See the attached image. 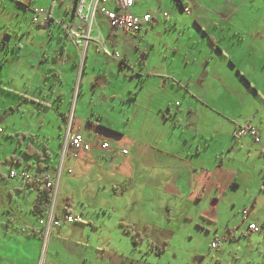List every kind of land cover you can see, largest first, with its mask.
Segmentation results:
<instances>
[{
  "label": "crops",
  "instance_id": "obj_1",
  "mask_svg": "<svg viewBox=\"0 0 264 264\" xmlns=\"http://www.w3.org/2000/svg\"><path fill=\"white\" fill-rule=\"evenodd\" d=\"M84 1L88 3L91 0ZM117 1L97 2L95 20L89 30L87 26L82 27L75 13L79 0H0V90L11 95L2 103L4 111L13 112L22 108L20 98L23 101L37 100L38 105L46 110H58L60 105L56 97H62V75H76L77 66L83 62V58L86 61L89 50H93L89 49L92 42L96 44V49L90 52V56L102 52L96 38L104 43L106 49V43L111 44L114 40L120 42L116 39L127 40L130 37L133 45L143 44V54L147 52L146 56L154 62L166 59V55L156 50L158 46L155 42L136 40L139 33L147 32L152 25L144 26L135 34H125L109 26L99 9L115 11ZM155 1L134 0L128 12L136 11L133 14L136 16L152 14L154 20L161 19L163 14L160 9H163L164 3L159 0L157 8ZM139 4L143 8L133 7ZM179 4L188 13L187 0H179ZM40 8L50 18L45 25H35L31 21L35 15L33 10ZM97 14L99 18L102 17L101 25L106 27L105 37L100 23L96 21ZM191 15L189 13L188 17L194 20ZM230 18L222 20L233 26L238 25ZM56 21L68 27L75 25L79 38H69L67 29L56 24ZM195 24L202 29V24L197 21ZM88 31L91 40L86 43L84 36ZM92 33L96 35L92 36ZM216 45L220 46L214 44V47ZM153 50L155 52L152 53ZM223 53L226 51L223 50L216 59L214 70L202 68L201 71L207 74L203 79L201 76L185 75L190 66L186 56L181 55L178 56L184 69L161 68V72L146 70L147 77L127 104L126 124L120 129L99 127L90 118H86V124L80 118L75 122L73 116L70 132L82 135L91 145L89 151L66 149L63 154L67 130L64 121V126H60L59 167H51L47 148L42 154L30 144L29 141L40 144L30 131L13 128L9 134H5L4 127L0 126V136L3 138L6 135L4 138L13 145L12 152L8 146V152L0 153V178L14 179L0 190V264H149L139 256L142 240H147L149 249L155 253L154 248L160 249L154 244L158 235L172 237L195 217L216 224L224 196L230 191L234 194L242 184V179L237 178L240 168L234 163L236 157H255L259 163L261 160L263 165L260 163L255 168L249 167L247 171L252 173L261 169L264 182V144H261L259 131L253 125L254 110L248 107L250 111H247L243 107L228 116L222 103H212V98L204 96L208 88L217 86L220 92H232L238 84L234 77L235 67L230 64L231 57ZM116 55H111V59H117L123 65L124 57ZM21 58L27 66L26 71L21 73L27 80L25 93L19 90L17 84L10 86L9 82L2 80L8 72L10 61ZM195 62L193 58L192 65ZM251 83L247 82L249 90L259 96L257 88ZM30 87H39L44 92H41L44 98L27 97ZM173 100L180 101L175 111H172ZM261 101L264 107L262 98ZM202 112L212 115L213 120L205 122L193 119L194 115ZM245 125L257 131L258 143L249 135L236 134L237 129ZM102 142H107L109 149H101ZM249 142H252V146L248 145ZM27 145L40 157L25 155L23 151ZM42 147L45 146L42 144ZM122 150L127 153H122ZM14 164L18 166L17 170ZM10 172L14 176L11 177ZM46 173L57 183L53 218L61 221L60 226L50 227L48 233L45 223H40L47 219L48 213L38 217L33 212L36 195L44 187L42 177ZM21 195L23 199H19ZM2 197L7 198V202ZM74 202L86 205L89 209L86 218L75 213ZM254 205L255 200L251 208ZM249 214V211L247 217L242 214L241 222H248ZM67 215L76 216L78 220L65 223ZM263 222L264 219H261L260 224ZM133 235L141 237L135 245L132 243ZM228 235H232L231 240L234 239L233 234ZM165 246L166 242L162 248Z\"/></svg>",
  "mask_w": 264,
  "mask_h": 264
},
{
  "label": "rangeland",
  "instance_id": "obj_2",
  "mask_svg": "<svg viewBox=\"0 0 264 264\" xmlns=\"http://www.w3.org/2000/svg\"><path fill=\"white\" fill-rule=\"evenodd\" d=\"M158 2L159 0L155 1L157 8ZM187 2L188 13H185L179 0H163V11L161 9L160 11L162 14L165 13L166 17L152 20L149 24L152 27L147 32L139 33L136 38V40L143 39L156 43L158 46L156 50H160L163 55L167 56L166 59L158 60V63L148 58L146 51L145 55L143 54V44L136 45L137 47L133 45L129 40L130 37L127 40L117 38L116 40L120 42L114 40L111 44H105L111 55L117 54V57H124L123 65L117 59H111V56L103 50L100 54L94 53L93 57L90 56V52L96 49V44L92 42L89 49L93 50H89L86 61L83 58V62L77 66L76 75H62V87L60 88L62 97H56V102L60 105L58 110L55 108L46 110L40 107L37 100L34 101L32 98L42 100L44 92L39 87H30L26 96L32 100L23 101L24 99L20 98L22 108L6 112L2 103L6 102L11 95L0 90V126L4 127V133L9 134V130L13 128L30 131L40 142L39 144L29 141L30 144L42 154L47 148L51 158V167L54 165L59 167L61 161L59 142L62 136L60 126H64V121L68 127L72 124L73 116L75 122L80 118L85 123L86 118H90L98 123L99 127L120 129L126 124L127 104L147 77L146 70L161 72V68L184 69L178 56L181 55L186 56L188 66H190L186 69L185 75L201 76L203 79L207 74L201 71L202 68L207 67L214 70L216 59L225 50L228 57H231L230 64L235 67L234 77L238 80V84L232 92H220L217 86L214 89L208 88L204 91V96L212 98V103H222L228 116L243 107L247 111H250L249 108L253 109V125L259 131L261 144H264V107L261 101V98L264 100V0H187ZM133 7L143 8L141 4ZM134 13L137 12L131 10V14ZM189 13L192 14L194 20L188 17ZM229 16L232 18L230 21L238 25L224 23L222 19L228 20ZM96 21L98 23L102 21L99 14L96 16ZM195 21L202 24V29L197 27ZM25 24L28 25V22ZM99 27L105 37L106 27H103L101 23ZM95 35L96 33H92V36ZM214 44H219L222 49L217 45L214 47ZM98 48L101 49L100 46ZM226 53L223 55L227 56ZM152 56L153 54L150 57ZM193 58L196 62L192 65ZM26 69L27 66L24 65L22 58L11 60L7 66L8 72L2 78L3 82H9L10 86L17 84L19 90L25 93L24 85L27 80L21 73ZM216 73L222 77L220 73ZM52 78L50 74V79ZM247 82L255 85L260 97L249 90ZM70 91L71 93H68ZM47 93L48 96L49 92ZM172 102V111H175L180 101L173 100ZM256 110L257 113H255ZM173 119L176 120V118ZM193 119L206 122L213 120V116L202 112L200 115H194ZM4 137L6 135L3 138L0 136V153L8 152L9 147L12 152L13 145ZM22 144L24 148L23 141ZM42 144L45 147H42ZM242 144L246 145L245 142ZM248 145L252 146V142ZM22 157L26 159L25 156ZM234 160L236 166L240 168L237 178L242 179V184L240 188L233 185L238 191L234 194L230 191L224 196L220 218L216 224L206 223L201 218L195 217L190 223L184 224L172 237L166 238L164 235H158L154 239L157 248H162L163 243L166 242L165 252L161 256L155 255L149 249L147 240H142L139 254L141 260L149 264H216V262L218 264H264V234H246L248 222L260 223L261 219H264L262 171L261 169L252 171L253 174L247 171L249 167L255 168L263 163L261 160L259 163V159L255 157L246 159L244 155H239ZM17 167L14 164L15 170ZM13 180L12 178L10 181L8 178H0V190H3ZM15 196L18 199L17 194ZM21 197L19 199H23L24 196L21 195ZM2 200L7 202L8 199L2 197ZM253 200H255V205L251 208ZM73 205L76 206L75 213L81 218H86L89 214L86 205L75 202ZM244 210L250 212L248 222H241ZM227 228L230 230L227 231ZM228 233L233 234L234 239L228 240L218 250L210 249V243L215 236L219 238L227 236Z\"/></svg>",
  "mask_w": 264,
  "mask_h": 264
},
{
  "label": "built area",
  "instance_id": "obj_3",
  "mask_svg": "<svg viewBox=\"0 0 264 264\" xmlns=\"http://www.w3.org/2000/svg\"><path fill=\"white\" fill-rule=\"evenodd\" d=\"M99 0H91L90 2L86 3L84 0H79V3L77 4V17L80 19L82 27L87 26L90 30L91 25L93 24L95 20V13H96V6L97 2ZM134 0H118L117 1V10L115 11H107L104 9H99L100 13L104 16V18L108 21L109 26L112 29H116L119 31H122L125 34H135L138 33L140 29H142L144 26L149 25L152 20H154V15H144V16H136L133 14H130L128 12V9L133 4ZM33 12L35 13L34 17L32 18V23L35 25L42 24L45 25L49 21V16L46 14V11L42 8L40 9H34ZM158 14V13H157ZM156 14V16H157ZM163 16L166 17V14L163 13ZM56 24L64 27L67 29V34L69 35V38L75 39L74 37H78L79 35L75 33V25L68 27L65 23L57 22ZM85 42L87 43L89 40V31L86 36H84ZM98 38L95 39V41L101 46V50H104L108 56H111V54L105 49L104 43L100 42ZM85 43V44H86ZM117 56V55H116ZM70 124L67 127L65 139H64V145H63V154L66 149H70L73 151H89L91 148V145L82 137L80 134H72L70 132ZM1 132V129H0ZM238 136L243 135H249L252 137L253 141L255 143L259 142V137L257 135V131L251 127L250 125H245L237 129ZM109 144L107 142H102L100 144L101 149H109ZM122 153H127L126 150H122ZM10 176H14L13 172H10ZM42 181L45 185V187L51 189L52 193V202H51V208L48 211V216L45 221H40L41 224L45 223L46 233H48L50 227H58L61 224V221L58 219L53 218V200L56 195V185L57 183L51 179L50 175L48 173L43 175ZM242 214L247 217V211L244 210ZM78 220V217L73 215H67L64 218L65 223H73ZM247 235L252 233H261L264 232V222L263 223H252L249 222L247 224ZM232 235L228 236H222L219 238H216L210 243V249L212 250H218L220 249L228 240H230Z\"/></svg>",
  "mask_w": 264,
  "mask_h": 264
},
{
  "label": "trees",
  "instance_id": "obj_4",
  "mask_svg": "<svg viewBox=\"0 0 264 264\" xmlns=\"http://www.w3.org/2000/svg\"><path fill=\"white\" fill-rule=\"evenodd\" d=\"M88 123L90 124V121H88ZM23 152L27 156H37L38 158L40 157V154L37 151H35L30 145H27ZM45 155H47V153H45ZM51 201H52L51 189L45 187L44 185L43 189L38 191L36 195V201L33 206V212L35 213V215L40 217L44 214H47L49 211V206L51 204ZM132 238H133L132 240L133 245L137 244V242L141 239L140 236L135 237V235H133ZM164 249L165 248H160V249L154 248V251L157 256H160L164 252Z\"/></svg>",
  "mask_w": 264,
  "mask_h": 264
}]
</instances>
